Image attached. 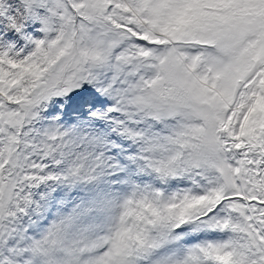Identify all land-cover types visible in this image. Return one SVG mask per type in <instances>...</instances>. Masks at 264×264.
Returning a JSON list of instances; mask_svg holds the SVG:
<instances>
[{
  "label": "snow or ice",
  "instance_id": "snow-or-ice-1",
  "mask_svg": "<svg viewBox=\"0 0 264 264\" xmlns=\"http://www.w3.org/2000/svg\"><path fill=\"white\" fill-rule=\"evenodd\" d=\"M0 264H264V0H0Z\"/></svg>",
  "mask_w": 264,
  "mask_h": 264
}]
</instances>
